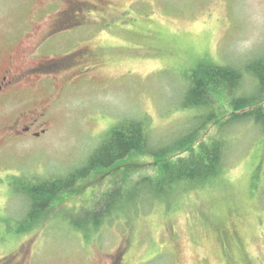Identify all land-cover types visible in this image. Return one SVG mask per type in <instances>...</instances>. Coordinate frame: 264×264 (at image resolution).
Returning a JSON list of instances; mask_svg holds the SVG:
<instances>
[{"label": "rangeland", "instance_id": "374dc122", "mask_svg": "<svg viewBox=\"0 0 264 264\" xmlns=\"http://www.w3.org/2000/svg\"><path fill=\"white\" fill-rule=\"evenodd\" d=\"M30 54L58 71L18 89L0 115V264L23 254L27 264H111L121 252V264H264V132L244 124L224 134L181 108L198 64L242 67L264 54V0H0V77ZM209 89L222 122L231 107ZM36 116L44 133L13 140L10 126ZM124 119L147 122L150 150L194 131L171 159L230 135L227 171L205 189L127 206L92 235L102 208L158 173L162 159L131 155L75 183L16 235L28 206L14 179L70 174Z\"/></svg>", "mask_w": 264, "mask_h": 264}, {"label": "trees", "instance_id": "16d2710c", "mask_svg": "<svg viewBox=\"0 0 264 264\" xmlns=\"http://www.w3.org/2000/svg\"><path fill=\"white\" fill-rule=\"evenodd\" d=\"M186 84L189 88L186 89L181 108L192 112L198 124L211 119L225 131L224 134L228 127L244 124H252L264 132V54L246 60L242 67L202 62L186 76ZM207 88H210L207 95L213 96L218 91L224 94L231 107L232 114L223 115L222 122L218 120V112L213 111L215 107L212 106L214 102L211 98L203 97ZM147 129L144 119H124L103 135L92 155L81 168L70 174L64 177H40L36 184H30L34 179L31 176L15 178L16 191L25 197L28 209L23 220L15 223L14 233L23 235L30 232L43 221L44 215L58 195L93 172L110 168L131 155L150 154L162 159L158 173L131 183V196L125 194V198L116 201L112 207L107 205L102 208L90 224L92 235L98 233L109 220L117 219L127 206L133 207L138 202L151 207L186 192L205 189L227 171L226 160L230 147L234 145L230 135H222L211 144L202 145L196 152L192 149L187 156L176 155L177 157L171 159L177 152H184V149L192 147L189 145L194 139V131L173 145L150 150L149 146L146 147V142H149ZM168 156L169 160H163ZM85 236L89 238L91 234L86 232Z\"/></svg>", "mask_w": 264, "mask_h": 264}, {"label": "flooded vegetation", "instance_id": "af4514ba", "mask_svg": "<svg viewBox=\"0 0 264 264\" xmlns=\"http://www.w3.org/2000/svg\"><path fill=\"white\" fill-rule=\"evenodd\" d=\"M62 23L63 20L60 22V25ZM54 28H56V25H54ZM66 29L67 27L63 30ZM25 58V64L21 69H6L3 75L0 77V115L5 112L4 108L7 105L8 100L11 99V96L14 95L18 89L27 87L33 80H41V77L46 73L58 71V66L55 62L47 60L35 62L32 54H30L28 57L26 55ZM23 113L24 112L19 113V116ZM38 118H40V116L34 117L30 123L20 124L18 122L10 126V132L13 135V140L23 139L25 137L29 138L41 136L44 133V130L42 129L43 124L39 123ZM121 254L122 252L118 254L116 262L111 258V264H121ZM10 264H27V254L19 255L17 257L15 256Z\"/></svg>", "mask_w": 264, "mask_h": 264}]
</instances>
